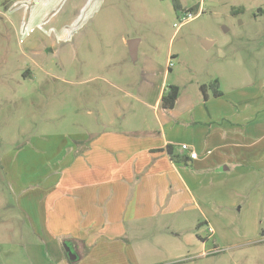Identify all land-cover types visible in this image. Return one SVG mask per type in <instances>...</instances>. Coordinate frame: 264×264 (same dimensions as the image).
<instances>
[{"label": "rangeland", "instance_id": "1", "mask_svg": "<svg viewBox=\"0 0 264 264\" xmlns=\"http://www.w3.org/2000/svg\"><path fill=\"white\" fill-rule=\"evenodd\" d=\"M181 1L186 10L176 11L172 0H0V264L12 255L27 264L21 242L38 239L14 204L16 150L42 138L117 130L119 123L104 127V106L118 108L124 98L131 104L128 94L141 92L149 104L131 107L128 118L155 125L154 101L172 84L183 92L182 108L199 97L201 84L217 79L227 92L264 78V0ZM185 11L201 13L175 27ZM258 174L248 190L225 186L216 198L218 217L197 227L205 247L192 243L198 229L187 230L185 219L186 230L170 234L189 249L134 251L127 263L112 264H264V168Z\"/></svg>", "mask_w": 264, "mask_h": 264}, {"label": "crops", "instance_id": "2", "mask_svg": "<svg viewBox=\"0 0 264 264\" xmlns=\"http://www.w3.org/2000/svg\"><path fill=\"white\" fill-rule=\"evenodd\" d=\"M164 89L154 101L155 125L128 118L131 107L149 104L141 92L124 91L131 104L124 98L118 108L104 106V127L119 123V129L42 138L16 150L9 165L14 204L39 239L21 242L24 263H127L134 251L189 249L170 234L186 230L181 222H192L189 231L211 224L225 186L247 188L250 181L251 187L263 176L264 78L220 96L208 92L205 98L201 91L182 108L180 92L173 109L161 106ZM160 108L176 113L160 116ZM182 144L198 157L192 159ZM200 229L192 243L205 247ZM10 261L13 255L2 263Z\"/></svg>", "mask_w": 264, "mask_h": 264}, {"label": "trees", "instance_id": "3", "mask_svg": "<svg viewBox=\"0 0 264 264\" xmlns=\"http://www.w3.org/2000/svg\"><path fill=\"white\" fill-rule=\"evenodd\" d=\"M173 6L176 11H183L186 10L183 6V3L181 0H172ZM243 8L239 9H232V12L238 13L241 12ZM192 10V9H190ZM204 97L207 98L208 92H210L214 96H220L223 94V91L219 88V81L216 79L214 82L210 84H202L200 86ZM181 88L177 84H172L169 86V88L163 93L161 97V106L165 109H173L176 106V103L178 101V98L180 96ZM173 146L168 145L167 151L169 154H173ZM183 159H187L186 157H183ZM262 234H264V231H262Z\"/></svg>", "mask_w": 264, "mask_h": 264}, {"label": "built area", "instance_id": "4", "mask_svg": "<svg viewBox=\"0 0 264 264\" xmlns=\"http://www.w3.org/2000/svg\"><path fill=\"white\" fill-rule=\"evenodd\" d=\"M201 12L194 14L192 11H185V13L183 14V16L181 17L180 23H175L174 26L178 27L179 25H182L188 21H191L192 19H194L195 17H197L198 15H200ZM173 61L171 60L169 63V66H173ZM182 149L186 152L189 153L190 157L192 159H195L198 157V153L197 151L193 150L190 145L188 144H182Z\"/></svg>", "mask_w": 264, "mask_h": 264}, {"label": "water", "instance_id": "5", "mask_svg": "<svg viewBox=\"0 0 264 264\" xmlns=\"http://www.w3.org/2000/svg\"><path fill=\"white\" fill-rule=\"evenodd\" d=\"M138 42H139V39L137 38L128 40L130 55L134 61L137 59ZM202 43L204 44L205 47H210L213 44V41L202 39Z\"/></svg>", "mask_w": 264, "mask_h": 264}]
</instances>
